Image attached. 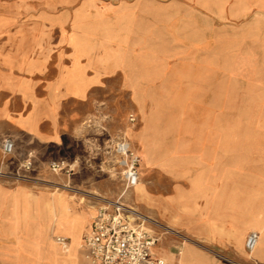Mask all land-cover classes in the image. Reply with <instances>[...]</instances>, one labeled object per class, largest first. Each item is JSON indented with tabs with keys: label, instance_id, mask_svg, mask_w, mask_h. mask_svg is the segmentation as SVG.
<instances>
[{
	"label": "rangeland",
	"instance_id": "1",
	"mask_svg": "<svg viewBox=\"0 0 264 264\" xmlns=\"http://www.w3.org/2000/svg\"><path fill=\"white\" fill-rule=\"evenodd\" d=\"M1 5L18 12L20 22L56 28L51 42L97 46V60H114L117 72L101 80L94 94H51L47 107L59 125L53 141L38 142L27 130L0 123V264H29L33 235L15 197L34 191L58 193L52 198L53 228L75 247L89 221L76 206L98 209L106 198L120 199L156 223V253L169 264L189 247L199 254L212 250L188 237L178 223L186 212L178 213L171 199L179 186L190 191L187 174L218 181L221 165L249 166L252 155L264 154V0H0ZM27 99L5 96L14 112L8 117L24 118L31 109ZM7 142L10 152L4 151ZM131 153L140 157L141 179L127 187ZM48 234L62 252L52 229ZM213 262L257 264L222 256ZM79 264H88L82 250Z\"/></svg>",
	"mask_w": 264,
	"mask_h": 264
},
{
	"label": "crops",
	"instance_id": "2",
	"mask_svg": "<svg viewBox=\"0 0 264 264\" xmlns=\"http://www.w3.org/2000/svg\"><path fill=\"white\" fill-rule=\"evenodd\" d=\"M18 14L0 6V123L8 122L21 127L38 142L53 141L59 125L47 107L51 94H65L73 98H77L75 94H94L101 80L107 78L109 81L115 75L116 65L114 60L107 63L97 60L100 54L97 46L81 48V44L76 43L73 48L71 44L51 42V36L59 34L56 28L34 25L35 20L31 23L20 22L16 20ZM52 51H58L54 54L55 58ZM52 67L54 75L49 70ZM24 94H27V103L31 108L28 114L21 119L8 117L13 116L14 112L4 102L5 96L22 98ZM37 94L40 98L37 100L38 106H35L33 103ZM247 162L251 164L244 166L236 162L237 165L230 169L221 165L219 180L214 182L204 181L202 173L194 176L187 174L192 184L190 191L180 186L176 188L172 204L178 213L186 212L180 213V227L186 229L190 239L203 242L212 250L199 254L189 247L185 255L176 259L175 264H198L199 258L205 260L204 264H214L213 259L219 256L236 260L249 258L254 263L264 264V154L252 155ZM215 170H218L217 166ZM213 171L212 168L210 172ZM35 196H38L37 202H34ZM54 196H58V193L34 191L22 199L15 197V204H22V220L30 226L27 232L33 235L28 263L79 264L82 250L90 264L82 247L73 246L71 237L54 231ZM30 197L32 202L28 203ZM168 206L166 204L165 209ZM76 209H85L88 214L89 221L80 237L82 242L91 228L97 207L87 210L89 207L76 206ZM50 229L56 234V240L58 236L69 240V245L64 250L61 248L62 252L50 241ZM251 232H257L259 237L254 248L248 249L246 240ZM156 254L165 264H169L165 257Z\"/></svg>",
	"mask_w": 264,
	"mask_h": 264
},
{
	"label": "built area",
	"instance_id": "3",
	"mask_svg": "<svg viewBox=\"0 0 264 264\" xmlns=\"http://www.w3.org/2000/svg\"><path fill=\"white\" fill-rule=\"evenodd\" d=\"M12 143L4 144V151L12 150ZM140 157L130 155V165L124 173L127 187H134L140 176ZM101 205L84 238L82 249L90 264H165L156 254L159 236L153 229L156 224L134 206L118 200L101 199ZM259 235L251 232L247 248L252 249ZM57 241L66 248L69 240L58 236Z\"/></svg>",
	"mask_w": 264,
	"mask_h": 264
},
{
	"label": "bare ground",
	"instance_id": "4",
	"mask_svg": "<svg viewBox=\"0 0 264 264\" xmlns=\"http://www.w3.org/2000/svg\"><path fill=\"white\" fill-rule=\"evenodd\" d=\"M140 184V182H139V180H138V182H137V184L135 185V186H138ZM64 200V199H63ZM250 235V234H249ZM249 235H248V237H249ZM248 237H247V240H248ZM84 239V238H83ZM247 240H246V245H247ZM83 241L84 240H82V242H81V245H80V247H82V245H83ZM255 246V245H254ZM254 246L252 247V248H254Z\"/></svg>",
	"mask_w": 264,
	"mask_h": 264
}]
</instances>
